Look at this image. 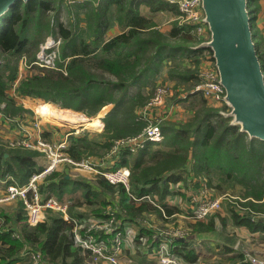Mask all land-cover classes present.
I'll use <instances>...</instances> for the list:
<instances>
[{"label": "trees", "instance_id": "obj_1", "mask_svg": "<svg viewBox=\"0 0 264 264\" xmlns=\"http://www.w3.org/2000/svg\"><path fill=\"white\" fill-rule=\"evenodd\" d=\"M60 1L62 0H58ZM89 1L91 3H89L85 21L87 32L73 25L69 28L62 23L58 25V32L65 42L61 53L63 57L69 56L65 64H59L65 68L66 73L34 65L32 71L20 78L15 85L14 90L18 95L43 100L36 105L52 101L61 105L60 107L71 106L83 109L89 115L95 113L104 104L116 101L115 109L108 113L113 115L123 102L125 108L129 107L123 101V97L134 80H137L146 69L152 68L150 64L170 56L171 53L173 56L176 53L195 56L196 51L200 52L203 49L196 50L185 45V40L188 39L187 32L191 37L193 33L190 32L189 25L179 24L177 18L173 20L168 32L170 36L178 37L174 39L173 44L162 40V35L157 30L149 32L153 36L144 35L146 30L153 29L156 24L150 17L143 15L141 9L146 8L150 13L169 10L177 16L179 10L174 3L165 0ZM258 1L248 0L247 7L251 20L258 9ZM45 2L47 0L18 1L0 22V102L5 101L8 104L5 108L7 113L18 114L24 110L22 106H15L16 101L7 95L6 90L11 87L16 77L19 55L25 54L29 62L34 58L33 51L39 43L37 37L40 34L38 31L41 29L42 13L50 8L45 5ZM113 18L129 28L127 31L105 37ZM46 29L52 31L48 26ZM181 37L184 38V42L181 41ZM254 40L264 73V38L258 33L254 36ZM167 47L170 51L168 53L165 52ZM143 54L147 55L145 60L147 64L143 63L138 67ZM92 69L107 71L119 79L110 81L96 77L92 74ZM170 76L176 82L185 83L191 89L198 74L194 68L178 66L174 71H170ZM121 88L123 91L117 97L103 91L110 89L111 92ZM183 98L187 100V104L193 111L189 118L182 121L165 120L161 123L163 137L160 141L146 140L142 146L135 147L130 143H124L112 150L111 168L126 165L135 169L130 176L129 192L135 196L146 193L156 194L160 202L169 192L170 183L180 178L175 174L177 170L185 167L199 175V172H209L215 167L223 172L225 178L238 181L246 178L251 185V190L243 195V198H246L243 201L245 206L264 212V178H261L263 170L259 169L260 162L264 165V141L249 137L248 140H243L245 133L229 123L230 117L219 112V109L226 108L225 104L222 107L212 105L208 107V101L197 91L188 90ZM85 106L89 108L84 109ZM143 125L144 122L139 121L134 113L129 115L123 124L117 120L110 122L105 117V125L100 133L101 139H88L86 134L78 136L70 134L67 151L74 158H81L85 156L86 151L98 150V147L111 150L114 138L124 134H137ZM46 134L47 132H43L42 135ZM254 141L262 143V146L254 145ZM133 149L136 151L134 152ZM36 155V152L23 151L19 148L6 149L0 146V175L8 173L19 184L26 182L32 171L40 169V167L35 168ZM131 155L133 156L132 164L128 159ZM260 158L263 159L260 160ZM44 181V185L40 184L41 191L59 199L65 193H70L73 189L70 187L71 184L84 187V197L89 202H94L95 197L102 191L106 190L111 194L117 192L119 195L117 203L112 201L113 198L108 201L103 199L100 203L104 206L112 202L116 209V217L122 220H133L147 208L146 201L135 205L123 185L110 184L101 178L94 180V184L99 187L96 189H92L93 183L67 178L65 173L58 170L46 175ZM23 206L24 204L20 201L19 210L15 214L18 220L24 218L23 215L21 216ZM103 206H98L92 211L102 215ZM154 208L157 209L155 206ZM157 210L161 212L159 208ZM166 211L170 212L169 209ZM3 217L4 222L10 219L6 215ZM230 217L235 224L245 225L250 230L264 229V217L252 215L248 211L239 213L234 210L230 212ZM213 227V220H208L205 224L198 221L193 225V231L211 230ZM69 229V223L51 214L47 215L44 221L32 226L25 221L21 227L22 239L12 237L11 230L1 228L0 224V264H21L24 255H20V249L24 243H28L32 249L41 252V264H83L85 255L88 253L72 244ZM140 232L147 233L150 237L154 233L153 230L144 227L140 228ZM187 239L188 237L174 239L170 244V251L181 254L188 261H194L197 254L187 247ZM150 242L157 244L158 240ZM233 259L235 261H229V264H254L246 259L242 252L237 253Z\"/></svg>", "mask_w": 264, "mask_h": 264}, {"label": "rangeland", "instance_id": "obj_2", "mask_svg": "<svg viewBox=\"0 0 264 264\" xmlns=\"http://www.w3.org/2000/svg\"><path fill=\"white\" fill-rule=\"evenodd\" d=\"M45 3L44 4L48 5L50 8L46 9L45 13L44 12L42 13L41 26H40L41 29L38 31V33L40 34L37 37L39 39L38 41L39 43H37V46L35 47V50L33 51L34 58L32 61L29 62L25 54L19 55L16 77L14 81L12 82L11 87L7 88L6 90L7 95L11 96L16 101V105L15 104L14 105L22 106L24 110L18 114L7 113L5 108L8 107V104L5 101L0 102V119L6 121L8 124H11L13 127V130H7V131L5 130L7 133H10V134H7L8 135L7 137H5V135L2 136L0 134V146H3L6 149L19 148L23 151L36 152L37 156L41 157L43 156V154L38 149H36L34 146L25 145L24 143H22L20 139L25 136L35 135L38 129L40 131H44L43 129H47L46 130L47 134L45 136L43 135L44 137L42 136L46 141H54L56 139H59L60 137H63V135L67 132H70L74 136L86 134L88 139L94 138L98 140V139H101L100 133L103 130L104 125H105V117L110 122L117 120L118 122L123 124L129 115H131L132 113L136 114V118L139 121L144 122V125L141 131H139L137 134H134V135L124 134L117 138H114L112 141V145H111V148H113L120 141L126 142L133 137H138V135H141L144 127L148 123V119L143 116V113H142L143 111H141V109L147 104V102L153 96L154 91L157 86L164 85L166 87L167 92L170 93V96L166 97L167 98L166 100L168 102L175 100L178 95L179 97H181L182 95L185 94L184 92H187L188 90H190V88L185 83L176 82V80L170 76V71L172 72L174 71L176 67L180 66L179 64L180 59L178 57L179 53L178 55L176 53L170 59L171 63L169 64L163 63L161 62V60H157L154 64H150L151 62L148 63L150 64V67L152 66V68L146 69L144 72H142L139 75V78H137V80H134V83L129 86V89L127 90L126 94L123 97V101H125V103L129 105V107L132 106L131 109L129 107L125 108V104L123 102V104L117 108V111H115L113 115H110V114L108 115V113L110 110L115 109L116 101H111V102L104 104L95 113H93L92 115H89L83 109H76L75 107H71V106L60 107L61 105L59 106L58 103H55L52 101L44 102V103H41L40 105L38 104L39 105L38 106L36 104L43 100H37V99H33L28 96L22 97L18 95L14 90L15 85L17 84L20 78H22L25 74H28L32 71V67L34 65H37L33 63V61L35 60V55L37 51L39 50L40 46L43 45V43L49 38L59 39L57 55L54 58V64L52 67H45V66H40V67L58 70L64 74L66 73L65 68L59 65V64H65L67 60L69 59V56L64 55L63 57L61 53L62 45H64L65 42H64V38H62V36L58 32L59 23H62V25H64L67 28L71 27L72 25L73 27L75 26L80 27L87 32V23L85 21L87 20L86 18H87V12L89 11V3H91L89 0H62L60 2H58V0H47V2ZM150 15H151L150 18L156 25L153 29L146 30L145 32L146 34L144 35L145 36L152 35L151 33L149 34V32L157 30L162 35V40L163 39L166 40V36L168 34L166 35L165 26L173 22V20L168 21L170 14L163 13V12H157V13H151ZM47 26L50 27L52 31H49V29H46ZM105 37L107 36L105 35ZM69 51L70 50L68 49V52ZM146 51H147L146 54L148 55L149 50L147 49ZM147 55L145 54L142 55V58L139 61L140 64L138 65V67H140V65L143 63L147 64L145 62ZM194 70L197 74L199 73L196 67L194 68ZM166 71L167 73L165 75L167 76V78L163 76V73H165ZM92 74L96 77H101L105 80H110V81H116L119 79L117 78L116 75H113L107 71H101L97 69H92ZM197 82H199V77H197V80L195 83ZM103 91H105L106 94L112 93L114 96L117 97L122 93L123 90L121 88L118 90L117 89L113 90L111 92H110V89H108L107 91L106 90H103ZM179 100H183L184 107L189 109V113H185L183 115V119L179 120V121H182V120L189 118L192 115L193 111L190 109L189 105L187 104V100H184V98H180ZM72 101L76 102V100H72ZM167 101L165 102V104L168 103ZM48 103L58 106L60 108H66V109H70L75 112H78L83 115L85 120L81 123H79L78 121L75 124H70L68 121H64V120L61 121L58 118L55 119L53 117L47 116L45 113H43V111L40 110V108L42 105L48 104ZM209 105H211V103L208 102L207 106L209 107ZM88 108H89L88 106L84 107V109H88ZM28 109L30 111H28ZM219 110H225V108L219 109ZM97 118L100 119L103 123L100 128L99 127L96 129L89 128L88 127L89 125H87L86 127V122H89V119L96 120ZM164 121L165 120H161V123H163ZM243 137H244L243 140L249 139L246 134H244ZM253 143L256 146H262V143H259L257 141H254ZM120 145H118V147ZM110 153H112V149L107 150V149L98 147V150L96 149L93 151L88 150L85 152V156H82L81 158H76V159H88L89 162H97L98 160L105 157V155L107 154L110 155ZM132 157H133L132 155L128 156V159L131 164H132ZM262 159L263 158H260V160ZM70 168H73V167H70ZM70 168H69L70 177L73 180L78 179L81 181H85L87 183L91 182L93 183L92 189H96V187H98L94 184L95 183L94 180L97 177V175H95L93 171L91 170L87 171L82 168H74V169H70ZM259 169H261V171L263 170V174L261 175V178L263 179L264 178V165L262 164V162L259 163ZM133 170L135 169H132V171ZM198 177L201 179V182L205 184L206 190L203 189V194H202L203 198H201L196 204H194L193 207L196 206L201 200L205 198H211L219 194L226 195L225 196L226 198L225 197L223 198L221 206L212 213L213 217H211V219L209 220H213L214 215L216 214H218V218H219V216H221L220 214L221 212H224L225 214L224 219H228L229 213L234 210L240 213H247L248 211L252 215L264 217V212L254 210L251 206L247 207L245 206L244 202L240 200V199L246 200V198H243V195L245 193L247 194V192L251 190V185L246 180V178L245 180H242V181H238L237 179L225 178L223 172H221L220 169H216L215 167L209 170V172H204V171L199 172ZM80 183H83V182H80ZM114 185H117V184H114ZM84 191H85L84 187L76 186L74 190L70 193L71 194L70 196L69 194L65 193L61 199H63L64 197L69 198L72 201H75L77 205H81L89 210H92L94 208H97L98 206H101L102 204L100 202L103 201V199H105V201H108V200H111V198H113L112 201L117 203L118 198H119V195L117 192H113L111 194L110 192L105 190V191L100 192L95 197L94 202H89L84 197ZM127 192L129 194V191ZM249 196L252 197L251 195ZM113 205L114 204L111 202V203H107L106 205L104 206L102 205V206L103 208L106 207L105 209H112L116 211ZM159 205L160 206L162 205L161 201L159 202ZM142 212L139 214L138 218H142V223L148 224L149 222L153 228H156V229H159L165 232L172 228L179 227L180 229L181 228L183 229L185 233L183 235L184 237H188L191 234V232H194L193 227L190 229L187 226V224L184 223L185 221H182V220H188V219L190 221H194V219H191L190 216L185 217L187 214L184 213V211L183 212L177 211V213L172 214L171 217L168 216L167 217L168 220L166 221L167 223L164 221H152V218H154L152 216V213L156 212L154 209L150 211L145 210V212L143 213ZM230 220L231 219H229L227 222L230 223ZM198 221H202V220H197L195 221V223ZM220 224L223 227L222 226L219 227V231H217L218 235L216 236L226 239L225 241L233 242V238L230 236V234L228 233V230L225 227L227 226V223L222 224V221H221ZM151 245H155V244H151ZM130 246L129 248H131V250L132 249L135 250L134 249L135 246L134 247L133 245H130ZM124 247L126 248V245L123 246V249H125ZM129 248H127L125 252L128 255H135V257L141 261L140 253L139 252L137 253L135 251L130 252ZM137 254H139V256ZM153 257L154 258L152 262L151 260H147L148 263L158 264V261H157L158 259H157V255L155 252H154ZM257 257L264 259V255L257 256ZM21 264H28V260L25 258V256L21 259ZM83 264H104V263L100 261L96 262L94 261V259L91 257L90 254H86Z\"/></svg>", "mask_w": 264, "mask_h": 264}, {"label": "built area", "instance_id": "obj_3", "mask_svg": "<svg viewBox=\"0 0 264 264\" xmlns=\"http://www.w3.org/2000/svg\"><path fill=\"white\" fill-rule=\"evenodd\" d=\"M165 1L177 5L179 10L178 18L181 23L190 26V32L197 35L200 41L207 39L208 30L207 25L202 20L203 11L200 0ZM58 43L59 39H47L37 51L33 63L39 66L52 67L54 58L57 55ZM196 68L199 71V82L195 83L189 91H197L212 106L222 107L224 105V89L218 81V74L208 49L203 48L200 65ZM168 96H170V93L167 92L164 85L157 86L153 96L142 108V111L144 109H158L164 106L167 101L166 97ZM145 118L148 119V123L141 135L133 137L126 142H118L112 150L122 143H130L135 147L137 145L142 146L146 140H161L163 133L160 123L164 117L156 114L153 117ZM42 132L38 129L35 135L22 137L20 140L25 145L34 146L43 154L45 158L44 165L39 170L31 172L27 182L24 184L9 181L8 178L0 180V183L4 184V191L0 193V203L14 199L22 200L26 209V222L30 225H35L39 221H42L47 212L53 211L59 213L61 218L71 224V239L73 244L90 254L96 262L140 264L131 259L124 260L120 258L124 245L139 242L149 248H155L158 264H184L179 254L170 251L171 242L176 238L184 237L185 233L182 228H172L165 232L157 229L150 237L145 234H139L133 225H129L124 220L116 217L115 211L112 209H107L102 215L88 214L74 216L69 213L68 204L65 201L52 194L42 193L39 187L40 182L61 163L73 167L72 169L82 168L87 171L91 170L97 177L106 180L110 184L123 185L127 191H129L130 175L132 172V168L129 166L122 165L111 168L110 164H105V162L103 163L100 160L89 162L88 159L74 158L67 151L70 132L65 133L63 137L54 141H46L43 138ZM129 194L136 202L147 201L161 209L155 194L146 193L140 196H135L130 192ZM225 196V194H219L201 200L185 217L190 216L194 221L206 219L221 206ZM240 200L244 201L243 199ZM153 240H158V243L151 245L150 241ZM22 253L24 256L26 255L28 264H41L42 254L39 250L25 247ZM248 259L254 264H264V259L254 255H249Z\"/></svg>", "mask_w": 264, "mask_h": 264}, {"label": "crops", "instance_id": "obj_4", "mask_svg": "<svg viewBox=\"0 0 264 264\" xmlns=\"http://www.w3.org/2000/svg\"><path fill=\"white\" fill-rule=\"evenodd\" d=\"M141 13L148 18L151 17V15H150L151 13L148 12L146 8L141 9ZM163 13H169L170 14L168 21H171V20H174L175 18H177L179 24H182L178 18V15L174 16V14H172V12L169 10H166ZM251 24H252L254 36L255 35L257 36V34L259 33L264 38V0L258 1V9L254 12L253 18L251 20ZM171 27H172V23L167 24V26H165L166 35L168 34ZM128 28H129V26H124L123 24L118 22V20L113 18L111 20V24L107 28L106 36L110 37V36H113L115 34L127 31ZM187 33L188 34H186V37L188 39L185 40V45H187V47H189V48H194L196 50L199 49V48H195V46L200 41L199 37L195 34H192V33L191 34L193 35V37H191L189 32H187ZM189 35H190V37H189ZM174 39H178V37L175 38V37L170 36L168 34L166 36L165 41L173 44L175 42ZM181 41L184 42L183 37H181ZM168 49L169 48L167 47L165 49V52H167V53L170 52ZM185 52H188V51L185 50ZM197 52L198 51H196L195 54H197V55H195V56L189 55V54H187V55H189V56H187L185 54L182 55L180 53H179V55H180L179 56L177 53V55L180 59V61H179L180 67L181 68H185V67L195 68V67L199 66L200 62H201V57L203 55V49H202V51H200L198 53ZM172 57H173V55L171 53L170 56L162 58L161 62L169 64V63H171L170 59ZM166 73H167V71L165 73H163V76L167 78V76L165 75ZM184 93H185L184 95H186L187 92H184ZM184 95H182L181 97H179V95H178L175 100L169 101L164 106H162L158 109H144L143 113H144L145 117H153L156 114H160L164 117L163 120L179 121V120L183 119V115L185 113H189V109L185 108L183 105V100H179L180 98H183ZM141 111H142V109H141ZM94 122H95L94 125H92L91 127H89V126L88 127L93 128V129H95L96 127L98 128V127H100V124H101L100 122H102V121L97 118L96 120H94ZM0 129H1L0 134L2 136L5 135V137H7L8 136L7 134H10V133H7L6 131L7 130H13V127L11 124H8L6 121L0 119ZM43 130H44L43 132H47L46 131L47 129H43ZM135 151L136 150H134V152ZM6 155L7 154H5V156ZM35 161H36L35 168H37V167L41 168L45 163V158H44V156L40 157V156L36 155ZM100 161L103 163L105 162V164L106 163L110 164V162H112V159H111V156L107 154V155H105V157L100 159ZM124 166H126V165H124ZM69 168L70 167L68 165L61 163L56 167L55 170H58L60 172L65 173V176L67 178H69L70 177ZM70 169H72V168H70ZM175 174L180 176V178L177 181L170 183L169 192L164 196V198L161 201L162 206H163V207H161V209L159 208L161 210V212H159L157 209H155L153 205L148 204V203H147V208L143 210V212H145V210L150 211V210L154 209L157 212V213L155 212L156 215L154 212L152 213V216L154 217V218H152V221H164V222H166L168 220L167 217L168 216L171 217L172 214H176L177 211H181V212L184 211V213L187 214L191 211V209L193 208V205L196 204L201 198H203L202 197L203 189H205L206 186L203 182H201V179L198 177L197 174H194V172L189 171V169H187L185 167H182L181 169L177 170L175 172ZM6 178H8L9 181H14V182L18 183L16 181V179L11 174L6 173L3 176L0 175V180L6 179ZM28 178H29V176H28ZM28 178H27V180H28ZM96 178H100V177H96ZM26 182H24V183H26ZM24 183H22V184H24ZM44 183H45L44 180H42L40 182V184H43V185H44ZM40 184H39V187H40ZM76 186H78V185H76V184L70 185L71 188L73 187V189L70 191V193L74 190V188ZM79 187H81V186H79ZM40 190H41V188H40ZM3 191H4V184L0 183V193H2ZM70 193H67V194H69V196H70L71 195ZM61 200L65 201L68 204V211L71 215H74V216L88 215V214L100 215V214L94 213L92 210L85 208L84 206L77 205L75 201H72L69 198L64 197ZM20 201L22 202V200H20V199H14L11 201H6V202L0 203V224H1V228L10 229L11 230V236L18 238V239H22L21 227H22V224L26 221V219H25L26 218V209L24 206L22 208V214H21V216L23 215L24 218L21 220H18L15 217L16 212L19 210L18 203ZM134 202H135V205H139L143 201H141V202L134 201ZM105 208L102 210L101 214L106 212L107 209H105ZM167 209L170 210L169 213L166 211ZM49 214L56 215V216L60 217L59 213L50 211V212L46 213L45 218L42 221H44L46 219L47 215H49ZM220 214H221V216H219V218L221 220L218 218V214L214 215V218H213L214 227H213V229L194 231V232H191V234L188 236L187 247L191 248L195 251V253L197 254V258L194 261H188L181 254H179L181 256V259H183L182 262L184 264H229L230 263L229 261H233V262L235 261V259H233V257L235 255H237V253H239V252H242L245 255L246 259H248L249 255H256V256H263L264 255V229L250 230L245 225L235 224L230 217V213L228 215V219H224L225 218L224 212H221ZM3 215L8 216L10 219L8 221L4 222ZM211 217H213V214L211 216H208L206 219H204L200 222H203V224H205L209 219H211ZM229 219H231L230 223L227 222ZM63 220L65 221V219H63ZM182 221H185L184 223L187 224V226L190 229L195 224V221H190L189 219L188 220H182ZM221 221H222V224L227 223V226H225V227L228 230V233L230 234V236L233 238V242L225 241L226 239L216 236V235H218L217 231H219V227L222 226L220 224ZM39 222H41V221H39ZM124 222L129 224V225H133L138 233H139L141 227L147 228L151 231L157 230L156 228H153L149 222H148V224L142 223V218H138V217H136L133 220L124 219ZM67 223H69V222H67ZM28 225L32 226L30 224H28ZM69 225H70L69 235L71 238V224L69 223ZM139 234L148 235L147 233H144V232H142V233L140 232ZM72 244H73V242H72ZM130 245H133V247L135 246V248H134L135 250H133V249L131 250V248H129ZM25 247L32 248V246H30L28 243H24V245L20 249V251H21L20 255H23L22 251ZM127 248L130 249V252H134V251L137 253L139 252L141 261L138 260L135 257V255H128L125 252ZM155 251L156 250L154 247L149 248L147 246L142 245L139 242L129 243V244H126V248L123 249V253L120 255V258L124 259V260L131 259L132 261L139 262L141 264H149L147 260H151V262H152V260L154 258L153 256H154ZM131 254H133V253H131ZM137 255L139 256V254H137ZM102 263L109 264L106 262H102Z\"/></svg>", "mask_w": 264, "mask_h": 264}, {"label": "water", "instance_id": "obj_5", "mask_svg": "<svg viewBox=\"0 0 264 264\" xmlns=\"http://www.w3.org/2000/svg\"><path fill=\"white\" fill-rule=\"evenodd\" d=\"M18 1L0 0V22ZM208 37L195 48H205L224 89L229 123L249 138L264 141V73L248 10V0H200Z\"/></svg>", "mask_w": 264, "mask_h": 264}, {"label": "bare ground", "instance_id": "obj_6", "mask_svg": "<svg viewBox=\"0 0 264 264\" xmlns=\"http://www.w3.org/2000/svg\"><path fill=\"white\" fill-rule=\"evenodd\" d=\"M40 110L43 111V113H45L47 116L53 117L55 119L58 118L61 121L62 120L68 121L70 124H75L78 121L79 123H81L85 120L83 115L78 112L66 108H60L50 103L42 105ZM100 123H101L100 124L101 127L103 123L102 122ZM94 124H95L94 120L89 119V122H86V127L87 125L91 127Z\"/></svg>", "mask_w": 264, "mask_h": 264}]
</instances>
